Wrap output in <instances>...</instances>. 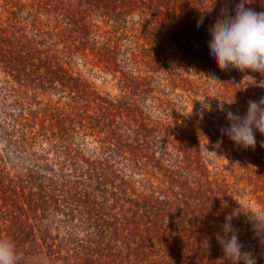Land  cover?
<instances>
[{
	"label": "rangeland",
	"instance_id": "obj_1",
	"mask_svg": "<svg viewBox=\"0 0 264 264\" xmlns=\"http://www.w3.org/2000/svg\"><path fill=\"white\" fill-rule=\"evenodd\" d=\"M165 1L0 0V238L22 264H227L225 216L264 211V135L253 150L221 132L264 76L221 71L208 47L240 0H178L181 39ZM97 162L106 178L85 176ZM232 225L264 264L248 217ZM146 230L137 256L124 236Z\"/></svg>",
	"mask_w": 264,
	"mask_h": 264
},
{
	"label": "clouds",
	"instance_id": "obj_2",
	"mask_svg": "<svg viewBox=\"0 0 264 264\" xmlns=\"http://www.w3.org/2000/svg\"><path fill=\"white\" fill-rule=\"evenodd\" d=\"M251 0H240L235 5L234 14L227 7L221 9L215 22L209 26L210 39L208 47L212 58L221 71L236 69L242 73L253 72L264 76V12H256L246 8ZM214 6V5H213ZM213 6L204 12L211 13ZM204 17L197 21L202 26ZM217 80L215 76L208 77ZM235 103H227L231 105ZM204 107L210 109L207 103ZM229 122L221 132L238 147L255 149L257 145L255 133L264 135V97L259 101L249 100L243 115L226 111ZM264 148V141L260 145ZM244 214L252 225V230L264 244V211L253 213L234 209L225 216L223 234L217 233L216 239L223 252L227 264H256V259L249 251L244 250L239 235L232 225L234 217ZM204 244L209 247L207 239ZM0 264H22V257L16 244L11 239L0 238Z\"/></svg>",
	"mask_w": 264,
	"mask_h": 264
},
{
	"label": "trees",
	"instance_id": "obj_3",
	"mask_svg": "<svg viewBox=\"0 0 264 264\" xmlns=\"http://www.w3.org/2000/svg\"><path fill=\"white\" fill-rule=\"evenodd\" d=\"M163 1H165V0H160L161 3H163ZM166 1L165 2L167 3V6L170 9L169 16L173 17V18H176V24L178 26L176 36H177V38L181 39V36H183L182 33H185V32L188 33V29H189V28H187L188 22H187V20L185 18H183L182 13L179 12V6H178V2L179 1L178 0H176V3H175V0H166ZM150 28H151V26L148 25V30ZM156 29L160 32L157 36L158 37H161V36L163 37V35H165L163 33L167 32V29L171 30V25H168L166 23V21H161L160 27H156ZM150 33H151V31H150ZM161 39L164 41L163 38H161ZM105 152L106 151H104V153ZM109 152H111V151H109ZM88 166H90V167H89V169L87 171L84 172L85 176H88L89 178H95V179L96 178H99V179L106 178V175H105L107 173V168H106L107 166L106 165L100 164V162H97V163H94V164L93 163L92 164H88ZM83 167L84 166H80L78 168H80L82 170ZM102 184H103V182H102ZM47 204H48V202H46V200L44 202H41V207L43 208V206H45V208H44L45 211H46V205ZM171 219H172V224L171 225L173 226V225H175L177 223L176 222V218H171ZM19 232H21V231H19ZM146 232L148 233V235H144V234L140 233V231H139V233H135V234L129 233L128 235L124 236L126 238V242H128V243L125 244V246L128 245L129 243H132V244L137 246V249H138V255L137 256H140V252H141L140 248H143L142 243H140V244L136 243L137 238L140 237L142 239V241H144V242H147L148 240L153 239V237H151V235H152L151 234V230H146ZM17 233H18V231H16V233L14 234V237L16 236ZM133 251H135V250H133ZM89 255H90V253H89ZM86 263L87 264H93L94 263V260H91V256L86 260Z\"/></svg>",
	"mask_w": 264,
	"mask_h": 264
}]
</instances>
